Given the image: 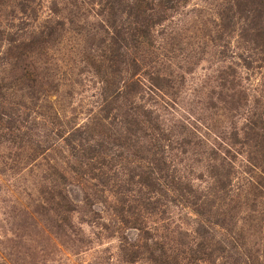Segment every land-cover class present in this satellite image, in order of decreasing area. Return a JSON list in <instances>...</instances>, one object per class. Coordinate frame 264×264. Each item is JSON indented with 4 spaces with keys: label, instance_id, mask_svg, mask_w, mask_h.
<instances>
[{
    "label": "rangeland",
    "instance_id": "374dc122",
    "mask_svg": "<svg viewBox=\"0 0 264 264\" xmlns=\"http://www.w3.org/2000/svg\"><path fill=\"white\" fill-rule=\"evenodd\" d=\"M0 264H264V0H0Z\"/></svg>",
    "mask_w": 264,
    "mask_h": 264
}]
</instances>
